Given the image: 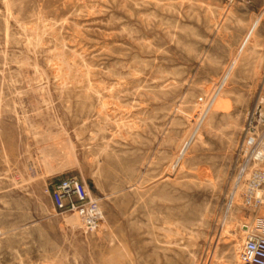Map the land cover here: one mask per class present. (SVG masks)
<instances>
[{"label": "rangeland", "instance_id": "374dc122", "mask_svg": "<svg viewBox=\"0 0 264 264\" xmlns=\"http://www.w3.org/2000/svg\"><path fill=\"white\" fill-rule=\"evenodd\" d=\"M258 173L264 0H0V264H242Z\"/></svg>", "mask_w": 264, "mask_h": 264}, {"label": "built area", "instance_id": "2783aa9c", "mask_svg": "<svg viewBox=\"0 0 264 264\" xmlns=\"http://www.w3.org/2000/svg\"><path fill=\"white\" fill-rule=\"evenodd\" d=\"M257 181L255 188L259 202L264 201V176L260 173L257 174ZM54 192L58 199H71L73 195L80 192V186L74 177H67L60 180L54 186ZM71 207L76 209L74 202ZM96 207H90L91 211H95ZM240 262L242 264H264V234H252L246 238L242 250L240 252Z\"/></svg>", "mask_w": 264, "mask_h": 264}, {"label": "bare ground", "instance_id": "6f19581e", "mask_svg": "<svg viewBox=\"0 0 264 264\" xmlns=\"http://www.w3.org/2000/svg\"><path fill=\"white\" fill-rule=\"evenodd\" d=\"M245 229H247V227Z\"/></svg>", "mask_w": 264, "mask_h": 264}]
</instances>
